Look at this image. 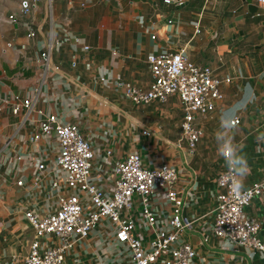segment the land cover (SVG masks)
Returning a JSON list of instances; mask_svg holds the SVG:
<instances>
[{
	"label": "crops",
	"instance_id": "crops-1",
	"mask_svg": "<svg viewBox=\"0 0 264 264\" xmlns=\"http://www.w3.org/2000/svg\"><path fill=\"white\" fill-rule=\"evenodd\" d=\"M21 1L0 0V264L22 262L29 252L35 231L25 212H55L66 189L65 172L55 162L59 145L54 133L31 140L43 118L38 110L79 125L95 148L93 177L107 189L115 162L133 151L151 166L176 165L181 213L192 222L180 240L195 248L196 264H264L256 250L233 246L211 230L219 194L216 178L224 162L216 154L214 133L221 111L240 98L245 85L255 89L257 98L240 114L234 132L251 168L245 188L264 179V143L256 142L264 132V15H251L247 0H186L180 8L164 0H53L52 24L46 19V0H40L37 10L13 23L9 15L19 11ZM258 10L263 13L262 7ZM32 29L38 31L35 38L28 37ZM51 31L56 40L52 60L60 70L49 72L24 122L26 108L18 115L12 109L19 99L34 95L42 71L39 52ZM182 48L223 80V98L216 107L195 115L204 130L195 150L180 141L184 112L177 95L136 104L125 94L127 86L147 88L154 79L150 53ZM38 162L47 169L39 172ZM154 209L159 226L165 225L172 204L155 196ZM246 214L261 221L258 235L264 241V193ZM130 215L134 234L147 246L155 230L137 202ZM73 239L64 264L114 260L116 241L105 221L88 237Z\"/></svg>",
	"mask_w": 264,
	"mask_h": 264
},
{
	"label": "built area",
	"instance_id": "built-area-1",
	"mask_svg": "<svg viewBox=\"0 0 264 264\" xmlns=\"http://www.w3.org/2000/svg\"><path fill=\"white\" fill-rule=\"evenodd\" d=\"M164 2L180 8L186 0ZM254 3L263 8V13L257 9V15H264V0H254ZM39 4L40 0H22L19 11L11 13L9 20L18 23L20 17L37 10ZM46 19L53 24V0H46ZM37 34L38 31L32 29L28 37L35 38ZM55 47L56 40L51 31L39 52L42 71L34 95L19 99L12 109L18 115L26 108L24 122L36 108L49 72L60 70V66L52 60ZM148 62L154 79L147 88L127 86L126 96L136 104H149L153 101L165 102L169 96L177 95L184 112L180 124V141H185L191 150H195L204 136V130L196 122L195 115L206 114L216 107L223 98V80L210 65L192 60L185 48L150 53ZM38 113L43 118L31 140H38L42 133H54L59 145L55 162L65 172L66 189L59 195L55 212L45 216L33 210L25 212L35 237L24 260H12L9 264H64L74 246L73 238L88 237L102 221L106 222V227L112 231L116 241L114 260L105 264H196L195 248L180 240V233L190 228L192 222L181 213L184 199L181 190L176 187L179 180L176 165L163 163L157 167L151 166L141 152L133 151L115 162L112 185L107 189L93 177L95 148L79 125L75 122L63 123L57 115L45 114L42 110H38ZM146 133L151 135V132ZM37 169L40 172L47 168L43 162H38ZM226 171L223 162L216 178L219 194L213 210L211 230L215 236L227 240L233 246L256 250L264 260V241L258 235L261 221L246 214V208L253 199L264 193V179L246 187V194L237 197L230 191L229 179L223 176ZM18 184L21 186L24 182L19 180ZM155 196L173 206V213L163 226H159L154 209ZM136 202L140 206L142 218L155 230L147 246L134 234L135 220L130 214ZM49 237L54 240L45 241L44 238Z\"/></svg>",
	"mask_w": 264,
	"mask_h": 264
},
{
	"label": "clouds",
	"instance_id": "clouds-1",
	"mask_svg": "<svg viewBox=\"0 0 264 264\" xmlns=\"http://www.w3.org/2000/svg\"><path fill=\"white\" fill-rule=\"evenodd\" d=\"M256 99V91L251 85L242 86L240 98L221 111L219 126L214 133L216 154L224 160V167L227 169L223 176L229 179L230 191L237 197L246 194L245 182L251 168L243 152V146L235 141L234 132L239 123L240 114L246 111L250 104H254ZM256 142L258 145L264 143V132L256 136Z\"/></svg>",
	"mask_w": 264,
	"mask_h": 264
},
{
	"label": "water",
	"instance_id": "water-1",
	"mask_svg": "<svg viewBox=\"0 0 264 264\" xmlns=\"http://www.w3.org/2000/svg\"><path fill=\"white\" fill-rule=\"evenodd\" d=\"M247 2H248L249 13L251 15H255L258 9L257 5L253 2V0H247Z\"/></svg>",
	"mask_w": 264,
	"mask_h": 264
},
{
	"label": "rangeland",
	"instance_id": "rangeland-1",
	"mask_svg": "<svg viewBox=\"0 0 264 264\" xmlns=\"http://www.w3.org/2000/svg\"><path fill=\"white\" fill-rule=\"evenodd\" d=\"M237 5L239 6L240 2H237ZM181 9H184V8H181ZM186 11L189 12L190 10H188V8H186Z\"/></svg>",
	"mask_w": 264,
	"mask_h": 264
}]
</instances>
